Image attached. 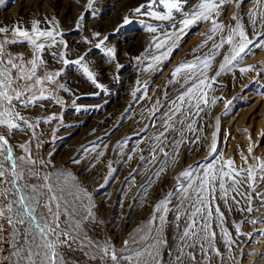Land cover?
<instances>
[{"label": "rangeland", "instance_id": "1", "mask_svg": "<svg viewBox=\"0 0 264 264\" xmlns=\"http://www.w3.org/2000/svg\"><path fill=\"white\" fill-rule=\"evenodd\" d=\"M199 2L200 1H198V3ZM198 3H196V5ZM262 3L264 4V0H244L238 7L237 0H231L230 6L223 5L217 9L216 16L218 17V22L228 27L214 33L213 41L210 40V43H207L208 46L201 50V52L204 51L201 55L210 52L218 53L211 61L210 66L205 69L207 82L202 91L206 93L208 102L201 103L199 114L191 117L193 130L185 131V143L179 148V155L175 165H172L169 170V165L172 164V161L169 160L168 163L165 164V166L167 165L165 171L159 177L152 176L151 184L147 183L137 195L139 198H135L134 202L138 203L139 209L134 217L135 220L127 226L122 225V223L129 213V207H131L133 203V194L131 191L134 190V184L131 179H124V172L139 152L137 151L139 150V146L147 139L153 137L154 134H151V128L139 133L136 137H132L131 141H129L131 142L130 145H133L131 153H126L127 150H124V145L122 148L117 146L116 150L113 149V143H111L113 138L110 139V137L90 141L89 139L96 135L97 131L94 128L96 127V121L99 119L101 113H95L93 111L88 115L91 109H95L96 106L93 107L90 100H83L81 103L80 100H72V91L64 82L69 74H74L76 69H80L79 66L71 63L65 66L62 62L55 64L47 62L46 66L43 64L38 66L37 77L40 79L44 78L46 72L51 74L62 67L65 68L66 71L60 77H56L52 83L45 81L42 85H35L34 82H32L33 90L36 91L37 96L40 95L39 89L43 88V95L50 99L39 101L37 106L20 109L21 115L28 118L31 123L35 124L37 121H40L34 129L35 138L33 139V131L28 130L15 132L10 140L13 146L30 141L29 146L34 156L41 157L44 161H51V167L42 169V171L55 172L57 170H67L73 174L74 179L91 195L92 199L89 203L94 205V221L82 226V235L86 233L92 241L100 245L107 244L110 248H113L117 254H120L121 251L127 254L129 251L140 247V244L130 243L128 249L125 250L124 241H131L134 238L139 241L140 236L146 235L149 227L148 222L155 211L154 206L159 201L164 200L167 193L174 190L178 183L176 177L188 166L199 163V167L194 169L196 175L193 179V187H195L203 171L206 170L204 165L209 162L211 165L218 168L222 162L226 164L228 160H233L234 166L237 169L253 168L254 170L258 169L260 165L264 163V94H261L262 91H264V74H262L264 73V6ZM56 6L64 11L65 22H57L56 18L53 17L51 9ZM79 7L85 9L82 14ZM24 9L31 11V22L25 23L24 25L14 23V14L22 10L24 11ZM91 9L94 15L88 14L89 0H10L9 4L6 3L4 7L0 6V26L7 27L10 30L7 36L11 39V29L14 27L20 26L31 33L32 22L39 21L38 26L41 30L48 29L50 26L52 27L54 35L57 38V42L54 44L61 42L57 31L65 27L74 31L72 32L74 37H78L82 41H85L87 36L92 38L96 37L94 33H97L99 22L104 21V17L101 16L103 9L98 0L92 3ZM151 10L158 11L157 7ZM80 14L83 17L82 21H78ZM237 14H239L238 20L234 19V16ZM138 16L140 15L138 14ZM146 16L147 15H142L139 18L137 17L138 19L133 21L134 25L132 24L134 27L138 28V32L142 34L144 42L151 38V32L147 29V25L150 24L148 21L150 16ZM253 20L256 21L255 25L252 23ZM237 23L241 25V29H236ZM77 26L80 31H77ZM212 27L213 24L209 22L198 23L195 26H191L186 30L185 34L180 37L181 39L179 38V41L177 40L178 47H176L175 51L169 53L170 58L169 56H165L159 62L151 60L152 62L150 63L153 66L162 63L159 64L158 72L151 79L148 86L139 88L140 85L137 80L133 78L128 88L118 92L119 95L115 99V103H118V105L116 106V112L113 114V119H110V121L114 123L115 118L119 115H121L124 120L121 123L123 125L114 128L113 134H116V139L122 137L121 135L126 127L133 128L135 126L139 129L142 127L147 116V104L150 102L149 100L153 98L156 87L163 82L166 77H170L173 70L182 62H189L191 60L194 54L193 50L201 48L200 46L204 44L206 40V34L209 33ZM240 30L245 32L250 42L249 55L245 56L238 63L234 62L233 65L229 66L230 70H226L221 75L217 76V72L220 71V65L224 63V57L228 56L229 59H231V56L235 54L237 49L234 47L233 43L226 42L218 49H213L212 44H219L222 37L227 41L228 36L234 33H237L233 36L234 41H239L240 37L238 32ZM118 38L117 36H109L108 40H103V47L105 49H112L111 56H105L101 51L96 50V45L100 44L102 41L97 42L93 46V53L98 57L99 63L107 67L114 75L124 68L122 66L123 62L120 60V57H118ZM173 38L175 39V37ZM2 40L3 36L0 35V41ZM257 41H259L258 44L256 43ZM37 42L52 43V41L47 38H41ZM83 43L86 45V42ZM169 43L171 42L169 41ZM32 49L33 46L27 43L7 47V51L10 53H23L24 60L26 61L32 60ZM43 52L41 56L43 61H45V53ZM69 61L71 62L74 60ZM118 65L121 66L119 71H117ZM249 67H251V71H240V69ZM30 68L31 64L28 63L25 65L24 71L27 72ZM80 72L82 73L81 70ZM16 75L17 71L12 70V76L16 77ZM254 81L256 82L255 84L253 83ZM61 83H64L66 88L68 87V91L59 88ZM137 85H139L138 91L133 90V87L128 90L131 86ZM250 85L251 87H249ZM22 86L23 82H18L15 85L18 89L22 88ZM186 87H188V85H186ZM183 90L184 89L181 91ZM27 95H31V93ZM27 95L25 98H27ZM174 98L166 101L168 112L173 107L171 101ZM99 100H102V98L95 101ZM213 100H215V103L212 102ZM195 102V100L192 101L193 105ZM127 103L129 107L125 109L124 107ZM41 104L42 106H39ZM16 107L19 108V104H17ZM77 108H81L80 111H76L75 109ZM190 110L193 113L197 112L195 107H192ZM47 111H50V114H52L51 117L55 118L45 123L43 121L47 120ZM86 116H90L91 118L83 120ZM177 118H179V114H177ZM68 121L70 123H68ZM187 123H189L188 120L185 121V124ZM179 127L184 130L183 125ZM139 131L140 130H138V132ZM156 132L157 131H155V133ZM171 133L173 136L177 134L170 130L167 133L169 138ZM0 134L7 137V129L0 126ZM198 137L200 139L197 141ZM177 139H179V137ZM114 140L115 139H113V141ZM64 141L66 143H64ZM80 141L81 143L87 141V144L85 143L82 146L76 147L77 143ZM150 142L152 144L156 143L152 139ZM214 142L218 143L217 151L219 155L212 158L211 145ZM122 143H127L126 139H124ZM93 145H95L94 148ZM86 148L91 150L84 151L83 154H81L80 151ZM14 149V157L26 155L19 147H14ZM185 149L191 156L193 155L192 159L189 161L184 158L183 152ZM101 153H103V155H100ZM195 155L196 160L192 161ZM72 156L79 157V162L70 163L69 161L73 158ZM129 156L131 157L130 159L128 158ZM162 156L163 155L160 154L158 158ZM84 164L87 166L90 164V167L84 170V168H86ZM84 171H87V173ZM166 171H168V174ZM164 174L165 176L166 174L169 175L170 180L168 179V181L166 180L164 182ZM259 175L264 176V173H260ZM126 180L127 183H125ZM24 182L29 185H35L38 181L35 178L29 179L27 174H25ZM181 182H184L182 178ZM256 183L259 184L261 181L257 179ZM169 187H172V189H169ZM97 189H99V191H97ZM244 191L248 192L249 190L245 187ZM259 193H264V187L259 188ZM188 195L189 198H191V191H189ZM232 195H235V193ZM236 199L240 200L239 205L234 204L231 199L228 201L231 210H229L221 200H213L211 202L210 207L213 209L211 229L216 233L213 247L208 249L207 256L198 249H188L187 251H191L196 255V260L189 262L187 256H185L184 264H197V261H200L201 264H253V262H256V264H264V260L257 259L255 255L260 247H263L262 250L264 251V235H256L250 240L247 235H237V230L234 226L239 224L240 231L245 234L264 232V222L258 224H252L250 222L244 223L245 219L249 216L253 221L264 220V215H262L264 213H261V211L264 212V206L261 204V201H264V196H259L252 201L251 207L258 210L251 214L247 211L240 210L242 207L247 208L249 206L245 199L240 196H236ZM179 200L180 197H178V203ZM185 203H187V201ZM217 205L223 213L222 221L214 212ZM176 214L175 212H168L166 214V221L159 222L154 237L155 240L167 242V239L171 236V229L177 231V235L183 231L187 222V216L185 215L183 217L177 228L176 223H174ZM254 217L257 218V220ZM172 218L173 221L170 222ZM60 220L62 224L66 223L67 217L61 216ZM115 221H118L120 225L115 226ZM217 225H220V227H217ZM221 228H226L228 230V233L236 241L235 244L228 245L225 243L227 237L223 235ZM10 232L11 229L5 222V258L10 252V244L7 242ZM177 247L178 242L176 247L173 248L172 251H169L166 247V243H160L158 247V264H176L175 255L173 254H178ZM215 249H218L222 255H216ZM59 251L66 261V264H111V261L106 257L100 258L97 256V258L93 259L92 257L95 250H89L87 246H85L83 250H80L77 248L76 244H72L71 248L63 247ZM245 253H253V255H245ZM261 258L264 259V257ZM3 264H8L7 259L3 261ZM120 264H127V262L121 261Z\"/></svg>", "mask_w": 264, "mask_h": 264}, {"label": "snow or ice", "instance_id": "2", "mask_svg": "<svg viewBox=\"0 0 264 264\" xmlns=\"http://www.w3.org/2000/svg\"><path fill=\"white\" fill-rule=\"evenodd\" d=\"M94 2L95 0H89L88 14L90 15H94L91 9V5ZM243 2L244 0H237V6L239 7V4ZM5 3L6 0H0V6H4ZM187 3L188 0H184L183 4L180 0H149L147 5H140L134 10L136 14L150 15L156 21H172L169 25L171 31L160 29L162 38L155 39L154 47L165 49V51L160 52L159 55L152 56L151 59L153 61L159 62L163 57L169 56L170 52L175 51L176 47H178L177 40L185 34V29L191 26L203 22L213 24L212 29L206 34L204 44L213 39L214 33L222 31L226 27L218 22L216 12L220 6H230L231 0H200L191 11H184L183 9L187 6ZM157 4L162 5L164 11L151 10ZM144 8H148L151 11L142 13ZM174 11L176 14L181 15L182 18L180 20H175ZM234 19L238 20L239 14L234 16ZM82 20V16L78 18V21ZM132 22L128 18L123 21L125 25ZM252 23L255 25L256 21L253 20ZM38 25L39 21L32 22L31 33L20 26L14 27L11 29V39L7 36L10 30L7 27L0 26V35L3 36V40L0 41V126H3L8 131L7 137L0 134V198H2L0 199V236L5 231L3 223L6 222L11 229L7 240L10 244V252L5 258L8 264H66L59 250L63 247L71 248L72 244H76L80 250H83L85 246L89 250L94 249L93 259L97 258V256L100 258L106 257L111 261V264H120L121 261L127 262V264H133V262L134 264H158L159 244L162 242L166 243V241L155 240L154 237L159 222L166 221L168 212L177 213L174 221L177 228L183 217L187 216L186 225L178 238V254H173L175 255L176 264H184L185 256H187L189 262L196 260V255L191 251H187L188 249H198L207 256L208 249L213 247L216 236V233L211 229L213 209L210 205L213 200L223 201L225 206L231 210L228 201L231 199L234 204L239 205L240 200L236 199V196H240L249 205L247 208H240L241 211H247L251 214L258 210L251 207V203L259 196H264V193H259V188L264 187V176L259 175L264 173V163L254 170L253 168L237 169L233 160H228L226 164L222 162L218 168L209 162L204 165L206 170L203 171L199 182L193 187V179L196 175L194 169L199 167V163H197L182 170L176 177L178 183L174 190L167 193L165 199L154 206L155 211L148 222L149 227L146 235L140 236L139 241L135 238L131 241H124L125 250L128 249L130 243H139L140 247L129 251L127 254L124 251L117 254L107 244L100 245L92 241L86 233L82 235V226L94 221V205L89 203L92 199L91 195L74 179L73 174L67 170L42 171V169L51 167V161H44L43 158L34 156L29 146L30 141L16 146L9 143L11 136L18 131L32 130L33 139L35 138L34 129L40 121L35 124L31 123L28 118L21 115L20 109H27L30 106L34 107L38 105L39 101L50 99L43 95V88L39 89L40 95L37 96L36 91L33 90L32 82L35 85H42L45 81L52 83L56 77H60L66 71L62 67L51 74L46 72L43 79L38 78V66L41 64L47 65V61H43L41 56L44 50L47 49L49 55L57 63L62 62L65 66L70 63L78 65L88 81L97 88L102 87L97 83L93 72L84 63L87 59V53L81 54L80 57L70 62L64 58L63 53L52 52V44L57 42L52 27L41 30ZM147 29L152 33L157 32V26L147 25ZM236 29H241L239 23H237ZM77 31H79L78 26ZM235 34L237 33L229 35L227 41L222 37L219 44H213V49H218L226 42L233 43L237 49L231 59L228 56L224 57V63L220 65V71L217 72V76L226 70H230L229 66L233 65L234 62L238 63L249 55L250 42L245 32L243 30L238 32L239 41H234L233 36ZM94 35L98 37L99 33H94ZM173 36H175V39ZM41 38H47L52 43L37 42ZM23 43L33 46V58L31 61L24 60L23 53L13 54L7 51V47ZM256 43L258 44L259 41ZM103 44V41L97 44L96 50L101 51L105 56H111L112 49H105ZM204 44L200 47L203 48ZM197 50L194 49L193 53ZM216 54L218 53H205L203 58L196 57L191 62H182L170 74L173 79H170L168 83H176L184 90L179 91L171 101L173 107L168 113L164 114L159 130L151 138L156 143H150L149 145L150 158H146L143 155L140 157L141 161L147 159L150 164L154 165L160 154L164 156V160L160 162L157 171L153 174L154 177H159L165 171V164L169 160L172 161V164L169 165V170L172 165H175L179 155V148L185 143V131L193 130L191 117L199 114L201 103L208 102L206 93L202 91L207 82L205 69L210 66ZM28 63L31 64V68L25 72L24 68ZM120 67L119 65L117 66V71H119ZM148 68H153V65L149 64ZM12 70L17 71L16 77L12 76ZM251 70V67L240 69L241 72ZM180 76H183V80L178 79ZM18 82H23V86L20 89L15 87ZM253 83L255 84L256 82L254 81ZM185 85H188V87H185ZM59 88L68 91L64 83H61ZM28 93H31V95H27ZM261 94H264V91ZM26 95L27 98H25ZM193 100L196 101L194 105L192 103ZM212 102L215 103V100ZM17 104H19V108L16 107ZM39 106H42V104ZM192 107L197 109L196 113L191 112L190 109ZM159 108L160 102L158 100L153 117H155ZM75 110L80 111L79 108ZM177 114H179V118H177ZM53 118L55 117H48L43 122L47 123ZM186 120L189 123L185 124ZM180 125L184 126V130L179 127ZM152 126H155V124L149 127ZM170 130L179 133V139L173 136L170 140L167 136ZM199 139L198 137L197 141ZM165 144L169 145L170 150L165 149ZM14 147H19L26 155L14 157ZM94 147L95 145H93ZM118 147L122 148L123 143H118ZM217 149L218 143L214 142L211 145L212 158L219 155ZM90 150L87 148L82 149L81 154ZM100 155H103V153ZM128 158L130 159L131 157L129 156ZM69 162L78 163L79 157H73ZM25 174H27L29 179L35 178L38 181L37 184L29 185L24 182ZM133 178L129 177V179ZM181 178L184 181L183 183ZM257 179L261 183L257 184ZM151 182L152 178H149L148 184H151ZM125 183H127V180ZM245 187L249 190L248 192L244 191ZM189 191H191V198L188 195ZM233 193L235 195H232ZM173 197H180L179 203L174 207H169ZM186 201L187 203H185ZM261 204L264 206V201H261ZM214 212L222 221L223 213L218 205L215 207ZM61 216L67 217L66 223H61ZM248 222L258 224L264 222V220L252 221L249 216L244 223ZM234 226L236 227L237 235H247L250 240L256 235H264V232L245 234L240 231L239 224ZM217 227H220V225H217ZM221 232L227 237L225 240L226 244L232 245L236 243L226 228H221ZM3 242L5 241L0 239V245ZM215 254L218 256L222 255L218 249H215ZM245 255H253V253H245ZM261 256L264 257V253H261ZM0 264H3V262L0 261ZM197 264H201V262L197 261ZM253 264H256V262H253Z\"/></svg>", "mask_w": 264, "mask_h": 264}, {"label": "bare ground", "instance_id": "3", "mask_svg": "<svg viewBox=\"0 0 264 264\" xmlns=\"http://www.w3.org/2000/svg\"><path fill=\"white\" fill-rule=\"evenodd\" d=\"M9 1L10 0H6V3L9 4ZM198 1H200V0H188L187 6L183 10L184 11H191L196 6V3H198ZM98 2L101 4V8L103 9L101 16L104 17L103 18L104 21L99 22V25L97 28V33H99V36L98 37L96 36L95 38L87 36V39H86L87 42L85 45L83 42H81L82 41L81 39L73 36L72 32H74V31L72 29H69L68 27H65L64 29H58L57 34L59 35V40L61 42L56 43V44H52L51 51L63 53L64 57L68 60H75L78 57H80L81 54L87 53V59H86V61H84V63L87 64V66L89 67V70L93 72L97 83H99L102 87L97 88L90 81H88L87 78L83 75V73L80 72V69L79 70L76 69V71H74V74H69L65 78L64 82L67 86H69V89L72 91L71 92L72 100H74V101L80 100V103L83 102V100L84 101L90 100L93 107L96 106L95 109L89 108V109H91V111L88 113V115L91 114L93 111L95 113H98V112L101 113L99 119L96 121V127L94 128L97 131L96 135L91 137L89 140L91 141V140L101 139V138L106 139L109 137H110V139L113 138L115 140L113 141V139H112L111 140L112 142L111 141L110 142L113 143V145H112L114 147L113 149L116 150L118 143H122V141L124 139H126L127 143H123V145L125 146L124 150L125 151L127 150L126 153H131L133 150V145H130L131 142H129V141H131L132 137H136V135H139V133L145 131L146 129L148 130V128H151V130H152L151 134L152 135L155 133V131H158L159 125L161 124V120L164 118V114L168 113L166 101L174 98L178 94V92L181 91L183 88H181L180 85H178L176 83H168V81L170 79H173L171 77V75L168 78L166 77V79L163 80V82H161L156 87V89L154 91L153 98L151 100H149L150 102L147 104V109H146L147 116L145 118V121L143 120L144 124L142 125V127H140V129L135 127V126L133 128L126 127V129H124V131L121 135L122 137H120V138L118 137L117 139L115 138L116 134H113L114 128L116 126L123 125L121 123L124 119L121 117V115H119L115 118L114 123H111V121H110V119L111 120L113 119V114L116 112V106L118 105V103H115L116 102L115 99L119 95L118 94L119 91L129 87L130 83L132 82L131 79H133V78L137 80V82L140 86L139 85L131 86L128 90L132 89V87H133L134 88L133 90L138 91L139 88L146 87L150 84L151 79L158 72V68L160 66L159 64L162 63L161 62V63L155 64L153 66V68L149 69L148 65L151 64L150 62H152L151 57L159 54L162 51H164V49H157L154 47L155 39L162 38V32L160 29L171 31V29L169 28V25L172 23V21H165V22L156 21V20H154V18H152L149 15L150 18H148V21L152 26H157V32L156 33L151 32L150 33L151 38L148 39V41L146 40L144 42L142 34H140L138 32L139 31L138 28L133 26L134 23L132 22V23L125 25L123 23V21L125 18H128L130 21H135V19H138L142 15H145V14H139L140 16H138V14H136L134 10L137 7H139L140 5H147L149 3V0H98ZM180 2L183 4L184 0H180ZM263 6H264V4H263ZM1 7H4V6H1ZM156 7H157L158 11H164L161 8L162 5L157 4L153 8L156 9ZM79 9H80L81 14L85 10L83 7H79ZM149 12H150V9H148V8L142 9V13H149ZM51 13H52L53 17L56 18L57 22L58 21H60V22L66 21L64 11L61 8H59L58 6L53 7V9H51ZM81 14L79 15V17L81 16ZM0 16H1V14H0ZM13 17H14L13 19H15L14 23L24 25L25 23L31 22V11L24 9V11L22 10L16 14H14ZM174 18H175V20H180L182 17L180 14H176L174 11ZM146 20H147V18H146ZM226 27H228V26L226 25ZM186 30L187 29H185V32H186ZM257 35H259V34H257ZM109 36L119 37L118 42H117V49H118L117 51H118V57H120V60L123 62V65L122 64L121 65L124 68H122V70H120L118 73H116L117 75L116 74L114 75L113 73H111L107 69V67H105L101 63H99L98 57L95 56L93 53V46L99 41L100 42L103 40L105 41V38H107V40H108ZM173 37H175V36H173ZM178 41H179V39H178ZM212 41H213V39H212ZM46 43H49V42H46ZM206 46H208V45L204 44V47H206ZM203 48L198 49L193 54V56L191 57V60L189 62L193 61L196 57L203 58L204 55H201L202 53H204V51L201 52V50ZM43 53H45V56H44L45 61L50 62V64L57 63L55 60H53L52 56L49 55V52L47 49L44 50ZM75 67H77V66H75ZM178 79L183 80V76L178 77ZM138 86H139V88H138ZM185 87H186V85H185ZM67 89H68V87H67ZM133 90H132V92H133ZM100 98H102V100L95 101V100L100 99ZM158 100L160 102V108H159V111L156 112L155 117H153V112L156 111V108H157L156 104H157ZM82 104H86V103H82ZM128 107H129V104L127 103L124 108L127 109ZM51 116H52V114H50V111H47L46 118L51 117ZM88 118H91V117L86 116L83 118V120L88 119ZM150 118H151V120H150ZM71 119H73V118H71ZM74 120H78V119H74ZM69 121H68V123H70ZM80 123H81V119H80ZM141 124H142V121H141ZM153 124H155V126L149 127L150 125H153ZM138 130H140V131L138 132ZM178 134L179 133L175 134L176 139L179 137ZM169 136H170L169 139L171 140L173 138L172 133ZM150 140L151 139H147L141 146H139V150H137L139 152L134 157L132 162L127 166V168L125 169V172H124V174H125L124 179H128L130 176L134 177L133 179H131L133 181V184H134V188H133L134 190L131 191L133 194V200H132L133 203L131 204L132 206L129 207L130 208L129 213L125 217V219L123 220L122 225L127 226L135 220L134 217L137 214L138 209H139L138 203L134 202L135 198H137V195L142 191V188L148 183L149 178H152L153 174L157 171L160 162L164 160V156H162V157L157 159V161L154 165L150 164L147 159L145 161L140 160V157L142 155L146 158H150V151H149V145L151 143ZM87 141H84L82 143L80 141L79 143H77L76 147L82 146ZM9 143L12 145L11 140L9 141ZM64 143H66V142L64 141ZM164 147L166 150H170V147L168 144H165ZM186 149H185V151L183 150L184 151L183 155H184V158H186L189 161L190 159H192L193 155L191 156V154L189 152H187ZM14 154H15V149H14ZM134 154H135V152H134ZM131 155H133V154H131ZM195 157H196V155L194 156V159L192 161L196 160ZM86 163H88V162H86ZM90 164H89V166L84 164V166H86V168H84V170H87L90 167ZM84 172L87 173V171H84ZM166 172L168 174V171H166ZM167 174H166V176L164 174V176H165V178H163L164 182L166 180L168 181V179H169V175H167ZM169 189H172V187L171 188L169 187ZM176 204H178V197H173L172 202L170 204V207H174ZM258 208H259V206H258ZM261 213H264V212L261 211ZM262 215H264V214H262ZM255 219L257 220V218H255ZM172 221H173V218L170 222H172ZM118 225H120V223L117 221L115 223V226H118ZM170 233H171V236L167 239L166 247L168 248L169 251H172V249L176 247L179 234L177 235V231L172 230V229L170 230ZM262 249H263V247H260V249L256 252V254L255 253L254 254L256 255L257 259H261L263 261L264 259L261 258L262 257L261 253H264V251ZM252 258H253V256H252ZM250 261H252V260H250Z\"/></svg>", "mask_w": 264, "mask_h": 264}, {"label": "built area", "instance_id": "4", "mask_svg": "<svg viewBox=\"0 0 264 264\" xmlns=\"http://www.w3.org/2000/svg\"><path fill=\"white\" fill-rule=\"evenodd\" d=\"M3 227L5 229V223H3ZM0 239L4 240L5 241V231L4 233L2 234V236H0ZM0 261H4L5 260V242L2 243V245H0Z\"/></svg>", "mask_w": 264, "mask_h": 264}]
</instances>
